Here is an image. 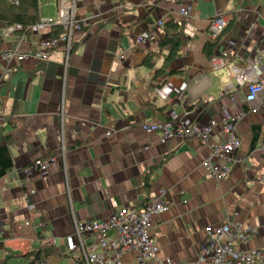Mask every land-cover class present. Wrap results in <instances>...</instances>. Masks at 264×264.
Segmentation results:
<instances>
[{
    "label": "crops",
    "instance_id": "obj_1",
    "mask_svg": "<svg viewBox=\"0 0 264 264\" xmlns=\"http://www.w3.org/2000/svg\"><path fill=\"white\" fill-rule=\"evenodd\" d=\"M59 1L39 0V20L56 18ZM77 15L88 26L74 33L68 58L59 47L48 60H4L15 48L36 51L53 25L29 34L17 25L0 29V146L9 144L14 161L0 179V264L28 263L40 249L39 264H84L64 244L74 216L92 221L123 206L139 209L162 188L169 206L151 230L162 260L196 259L207 229L235 220L254 230L238 249L259 250L254 264H264V92L248 103L230 71L264 56V0H77ZM218 16L228 25L213 38ZM159 20L177 21L182 34V50L168 65L167 50L158 49L166 35ZM210 40L218 43L212 59L204 50ZM153 51L150 67L144 60ZM215 58L224 65L215 67ZM240 112L241 146L222 179L205 165L209 145L180 136L161 142L160 132L142 127L216 120L210 137L219 144L228 137L224 120ZM45 160V170H25ZM121 264L137 262L125 253Z\"/></svg>",
    "mask_w": 264,
    "mask_h": 264
},
{
    "label": "built area",
    "instance_id": "obj_2",
    "mask_svg": "<svg viewBox=\"0 0 264 264\" xmlns=\"http://www.w3.org/2000/svg\"><path fill=\"white\" fill-rule=\"evenodd\" d=\"M181 14L189 15L190 9L182 8ZM55 24L63 26V34L41 40L36 51L22 52L15 48L3 53L2 58L7 61L15 58L26 60L31 57L48 60L49 52L59 47L65 49L68 58L74 33L88 26V22L77 15V0H60L58 16L39 20L32 30L38 31ZM158 24L163 25L164 22L159 20ZM227 25L225 16L214 18L210 24L211 36H220ZM17 27L21 28L20 25ZM148 35L147 32L139 35L138 41H146ZM213 65L220 67L224 65V61L222 58H215ZM10 71L11 68H8L7 72ZM230 71L237 84L247 88V102H256L264 92V56L255 55L248 59L245 66L233 65ZM244 113L226 117L223 124L228 137L219 144H212L210 137L211 131L217 125L216 120L206 124H188L183 120L170 119L165 123H145L142 127L147 132H160L161 142L180 136L184 139L195 138L203 145H209L210 154L205 165L213 177L222 179L231 173L229 163L241 146V140L236 134V123ZM47 166L48 160L38 161L25 170L30 173L34 170H45ZM165 193L164 188L159 189L158 195L151 196L142 208L123 206L100 220L79 221L74 216V231L64 240L66 249L72 253L78 251L84 264H121L125 253L134 255L137 264H254L261 255L259 250H240L237 247L240 242L244 243L252 236L253 228L235 220H228L217 228L207 229L206 241L196 259L186 262L162 260L158 256L159 247L151 236V230L156 215L168 209L169 204L164 200ZM28 208L31 210L34 206L29 205ZM42 264L49 263L45 260Z\"/></svg>",
    "mask_w": 264,
    "mask_h": 264
},
{
    "label": "trees",
    "instance_id": "obj_3",
    "mask_svg": "<svg viewBox=\"0 0 264 264\" xmlns=\"http://www.w3.org/2000/svg\"><path fill=\"white\" fill-rule=\"evenodd\" d=\"M39 0H0V29H4L8 26L20 25L19 32L29 34L32 32V27L39 21ZM166 35L159 41V52L167 50L165 56L166 65L176 59L182 50V34L180 31V25L175 20H169L164 22ZM64 33V28L61 25H53L51 30V37H58ZM217 41H208L204 45V50L207 52L209 58H213V49L217 45ZM158 52V53H159ZM156 52H150L144 62L146 65L154 66V56ZM165 69L159 70L158 73L164 72ZM256 128L254 132L255 142L259 137L260 128ZM38 162V161H37ZM35 162L34 164H36ZM14 166V161L9 144H2L0 146V179L7 175L9 170ZM156 166H153L151 170L146 174L145 187L150 188L151 172ZM148 194V193H147ZM149 195V194H148ZM146 196V202L149 200V196ZM33 255V258L25 264H39L42 259L41 249L34 250L28 254Z\"/></svg>",
    "mask_w": 264,
    "mask_h": 264
},
{
    "label": "rangeland",
    "instance_id": "obj_4",
    "mask_svg": "<svg viewBox=\"0 0 264 264\" xmlns=\"http://www.w3.org/2000/svg\"><path fill=\"white\" fill-rule=\"evenodd\" d=\"M150 133H152V132H150Z\"/></svg>",
    "mask_w": 264,
    "mask_h": 264
}]
</instances>
